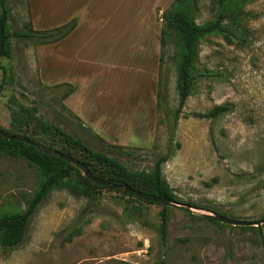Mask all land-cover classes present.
Returning <instances> with one entry per match:
<instances>
[{"label":"rangeland","instance_id":"rangeland-1","mask_svg":"<svg viewBox=\"0 0 264 264\" xmlns=\"http://www.w3.org/2000/svg\"><path fill=\"white\" fill-rule=\"evenodd\" d=\"M171 1L122 14L100 10L106 2H99L93 14L97 21L89 24L97 30L96 39L110 43L93 46L92 55L80 57L78 65L58 57V51L71 54L76 38L62 45L61 39L40 43L11 37L12 55L0 57V126L12 129V119L31 113L36 131L38 119L51 121L91 148L109 151L129 169L149 170L157 155L166 153L179 113L172 153L161 165L175 194L229 217L264 219V0L243 5L241 38L228 42L209 34L199 40L195 67L204 74L180 112L174 46H165L159 59L161 14ZM8 6L11 29L27 23L48 29L72 19L75 28L80 22L79 15L59 10L57 0H10ZM211 6L212 0H198V23L212 18ZM113 15L117 21L110 20ZM126 15L116 38L121 44L115 45L113 29ZM206 70L213 74L205 75ZM73 93L75 110L65 103ZM219 104L230 110L215 118L196 116ZM40 180L36 167L24 159L0 155V205L25 209ZM97 193L87 199L68 189L51 190L31 216L25 239L13 249L0 246V264H158L161 259L167 264H264V222L217 224L171 206L161 244V205L108 189ZM199 212L204 211L192 213Z\"/></svg>","mask_w":264,"mask_h":264},{"label":"trees","instance_id":"trees-1","mask_svg":"<svg viewBox=\"0 0 264 264\" xmlns=\"http://www.w3.org/2000/svg\"><path fill=\"white\" fill-rule=\"evenodd\" d=\"M10 0H0V57H10L12 55L11 37H17L23 40H34L40 43L57 41L69 34L75 25V20L48 29H34L31 23L25 24L21 30L11 29V10L9 8ZM248 0H212V18L202 23H198L195 17L198 0H172L161 14V28L159 33L160 58L163 56L162 49L168 44H172L176 49L178 57V67L176 75V91L178 96L176 112H180L185 99L196 90L197 78L204 74L195 67L197 57V46L199 40L209 34L222 35L228 42L233 38H241V22L244 20L247 12L243 5ZM5 72V69L3 73ZM207 74L212 75V71L206 70ZM157 91L158 102L160 103L162 95V86H164L163 77L158 79ZM71 87V86H70ZM72 91L68 89L64 95L67 96ZM62 108L67 107L60 102ZM69 110V109H67ZM227 104L215 105L203 113H196V116L204 118H215L229 111ZM179 114V113H178ZM176 114L173 127L167 142V151L165 154H158L149 170H131L126 167L116 156L111 155L109 151L95 150L87 145L79 136H74L63 131L60 126L53 122H39V131L34 130L29 121L35 117L28 113L22 119H12V129L0 128L13 134L23 135L39 142L47 147L58 149L64 153L81 161L90 172L102 179L114 183L126 184L142 192L152 193L158 196L169 198L178 203L195 206L199 209L215 211L213 207L197 205L191 201L180 199L168 184L161 172V165L172 153L171 143L173 141L174 126L177 122ZM110 148L118 150L117 145H108ZM76 153V154H75ZM0 155H7L11 158H22L30 166L36 167L41 180L31 197L26 200L25 209H18L15 206L6 204L0 205V246L3 249H13L17 247L26 235V228L29 220L39 203L53 189H68L75 195L84 196L87 199L97 198L98 189H107L101 185L95 184L90 179L83 176L79 169L67 163L59 157L46 155L36 150L26 143L10 140L0 136ZM78 155V156H77ZM109 190V189H108ZM116 192L115 190H110ZM146 203L151 201L140 199L129 194H121ZM161 205V204H159ZM161 222L157 228L159 240L164 244L166 238V209L171 206L161 205ZM191 216L210 220L221 224L203 215L187 211ZM222 214V213H221ZM224 215V214H223ZM247 228V227H244ZM74 232L73 234H75ZM158 264H167L161 259Z\"/></svg>","mask_w":264,"mask_h":264},{"label":"crops","instance_id":"crops-1","mask_svg":"<svg viewBox=\"0 0 264 264\" xmlns=\"http://www.w3.org/2000/svg\"><path fill=\"white\" fill-rule=\"evenodd\" d=\"M47 2V1H44ZM105 3V6H101L100 10L102 8H107L109 13L117 14L119 11L120 13L124 11L125 13L129 11H136L140 12V9L146 4H157L160 2V0H57V8L59 10H63V13L70 14V15H79L80 22L78 25L68 34V36L64 37L59 41V43L62 45L66 44L69 45L75 38V43L78 44V46H73L71 50V54L69 55V52L65 51H58V57L61 59L64 58L65 61H68L70 58L71 61L73 60L77 65L79 63L80 57H89L92 55L93 46L103 45L106 43L108 46L110 43L109 39L104 40L100 37V39H96V28L93 26V24H89V21L95 20L93 18V14L96 10H98V3ZM110 3V4H109ZM109 4V5H108ZM170 4V3H169ZM104 9V10H105ZM120 9V10H119ZM111 10V11H110ZM122 14V13H121ZM126 17L123 19H120L122 22L120 25H117V28H114L115 32V45L121 44L120 40H117L116 38L118 35H121V32L123 31L122 23L126 20ZM119 19V18H118ZM110 20L117 21L114 18V15L110 18ZM118 20V21H120ZM88 21L85 25L84 22ZM97 21V20H95ZM77 35V36H76ZM67 55V59H66ZM73 58V59H72ZM69 63V62H68ZM75 65V64H74ZM78 93V91L74 92ZM74 93L73 95L66 97L65 103L75 110L73 107L74 104Z\"/></svg>","mask_w":264,"mask_h":264},{"label":"water","instance_id":"water-1","mask_svg":"<svg viewBox=\"0 0 264 264\" xmlns=\"http://www.w3.org/2000/svg\"><path fill=\"white\" fill-rule=\"evenodd\" d=\"M0 136L7 138V139H10V140H16V141H20V142L26 143L28 145H31L36 150H38V151H40L46 155H52L55 157H59V158L63 159L64 161H66L67 163L71 164L72 166L78 168L83 176L90 179L95 184L101 185V186H103L109 190H115L121 194L133 195V196H136L140 199L151 201V202L158 203L161 205L180 207V208H182L186 211H189V212H195V210L199 209L195 206H190L188 204L178 203L176 201H173V200L166 198V197H163V196H158V195H155L152 193L139 191V190L132 188L126 184L114 183L112 181L97 177V176L93 175L90 172V170L78 159H76V158L70 156L69 154L64 153L58 149L47 147V146H45L39 142H36V141L30 139L29 137L9 133L2 128H0ZM203 211L204 212H199L197 214L203 215L205 217H208L212 220H215L217 222L224 223V224L240 225V226H248V225L259 226L260 224H262L264 222V219H260V220L237 219V218H233V217L223 215V214L216 212V211H210L207 209H203Z\"/></svg>","mask_w":264,"mask_h":264}]
</instances>
